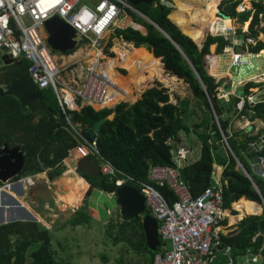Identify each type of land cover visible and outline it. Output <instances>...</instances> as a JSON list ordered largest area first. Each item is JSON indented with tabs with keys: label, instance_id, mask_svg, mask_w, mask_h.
Masks as SVG:
<instances>
[{
	"label": "trees",
	"instance_id": "16d2710c",
	"mask_svg": "<svg viewBox=\"0 0 264 264\" xmlns=\"http://www.w3.org/2000/svg\"><path fill=\"white\" fill-rule=\"evenodd\" d=\"M210 1L206 9L210 16L209 20L214 18L218 0ZM241 2L242 0H221L219 10L230 18H237L242 24L251 16L247 32H242L241 29L237 32L241 34L243 41L247 38L254 39L255 44H249L248 50L258 53L264 50V0H253L250 10L238 13L236 7ZM134 8L152 23L126 8L125 12L145 29V34L132 27L115 28L113 35L108 39L107 48L112 45V37L122 38L124 42L132 43L133 46L130 50L125 49L126 47L124 50L116 48V57L111 60L116 61L115 66L126 70L127 75L124 77L133 80L137 88L153 75L167 78L164 72L181 79L186 89L197 99L195 111L201 116V120L192 127H187L182 119L185 110L179 102L175 104L170 102L167 89L160 83L148 86L133 104L119 102L115 106L113 118L106 120L95 138L100 156L122 174L117 173L113 177L106 175L90 177L76 170L77 173L90 186L107 193H115L118 188L115 184L117 178L125 179V175L130 176L132 180H124L123 184L138 190L139 183L151 184L171 205L177 200L176 195L167 185L155 184L148 179L150 164L178 167L180 180L185 184L189 194L196 197L211 185V174L216 163L222 166V207L231 209L232 203L243 199L260 212V207L255 202H260L261 198L264 201V177L249 173L246 168L247 162L239 158L240 151L244 152L246 146L259 136L250 135V132L245 133L242 130L228 133L229 117H221L216 104L218 95L215 88L218 83H215L214 78L208 75L204 67V56L209 54L210 45L216 44V51L221 52L229 45V41L222 36L207 35L199 48L168 18L170 6L156 0L155 3L138 4ZM260 21L262 26L259 25ZM258 33L263 34V40H257ZM189 34L196 41L201 36V32ZM137 47L146 48L143 56L133 55V50ZM71 52L73 51L65 54ZM109 56L113 54L109 53ZM123 56H128L127 68L121 66ZM27 68L28 63L24 59L10 65H2L0 83L7 84L11 79L28 76ZM143 70H148L149 74L142 75ZM120 71L125 72L122 69ZM169 80L174 81L175 78H167L165 81ZM253 87H258L255 82L245 83L242 94L249 95V89ZM40 91L41 99L28 105L27 114L21 110L19 102L13 96L0 97V143L18 146L25 160L23 169L13 180L44 171L47 178L52 180L64 172L63 161L79 141L70 131L66 115L73 124L83 128L90 127L94 121L112 113L107 107L96 110L90 106H82L78 110L67 109L64 114L50 87ZM212 108L219 127L214 120ZM249 110L252 111V119H259L264 123V102L251 106L245 101L237 116L245 115ZM196 128L200 132H196ZM219 128L234 156L249 173L254 185L240 169L236 168V160L225 149ZM181 131H192L195 134L199 142V157L195 161L183 162L179 166L172 160L171 141ZM220 147L225 151L220 153ZM253 155L264 156V147ZM91 158L98 163L96 157ZM84 205L70 216V225L88 223L90 216ZM231 213L237 214L234 210H231ZM145 214L149 215L147 210ZM4 215L7 218L6 212ZM221 224L225 226L226 219H223ZM118 228L119 236L116 235L115 240L126 242L132 250L148 255L144 264H152L154 253L146 244L142 216H136L130 221L121 220ZM220 239L222 245L231 247L235 259L249 248L252 253H260L262 257L260 264H264V212L260 215L248 214L242 217L234 227L227 231L223 229ZM160 243L158 235L156 249ZM216 261L224 262L223 256L218 254ZM0 264H60L51 249L49 229L35 221L15 220L0 224Z\"/></svg>",
	"mask_w": 264,
	"mask_h": 264
},
{
	"label": "built area",
	"instance_id": "2783aa9c",
	"mask_svg": "<svg viewBox=\"0 0 264 264\" xmlns=\"http://www.w3.org/2000/svg\"><path fill=\"white\" fill-rule=\"evenodd\" d=\"M81 1L0 0V52L10 57L12 61L20 59L27 61L28 78L40 90L50 87L64 114L67 109L78 110L82 106H90L96 110L108 108L106 102L111 96V91L115 89L121 91L102 68V40L123 10L126 8L132 10V7L125 0H96L92 5ZM160 2L169 5L166 0ZM236 8L239 11L244 10L241 4ZM53 16H58L76 31L79 40L77 50L90 48L99 53L89 64H84L82 54L79 55L74 61L77 68H69L66 78H62L63 68L57 63L56 56L45 40L43 23ZM240 56L237 53L233 54L231 64L240 65L242 63ZM225 93H222V96ZM229 93L234 94V90L230 89ZM250 97L247 95L246 101ZM213 116L218 125L214 112ZM66 120L70 131L79 140L78 145L86 149L87 155L98 159L97 164L102 175L113 177L117 173L122 174L100 156L95 140L87 142L80 133L81 128L73 124L67 115ZM221 136L223 144L239 165L222 132ZM259 147L261 150L264 143ZM185 154L183 148H177L172 151V160L179 165ZM255 165L261 166L264 171V156H258ZM38 175L39 173L16 180H13L14 177L4 182L0 181V192H10L16 185L26 190L35 184ZM148 179L155 184L167 185L177 197V200L169 205L151 184L139 183V191L144 196L145 210L156 220L161 240L153 254L152 264H212L216 262L218 254L223 256L224 262L217 264L261 263L262 257L258 252L252 253L247 248L235 259L231 247L221 244L220 234L223 229L221 222L227 216L226 209L222 207L221 184H211L196 197H192L180 180L178 167L169 165L150 164ZM124 180L131 181L132 178L127 175L125 179L117 178L116 186L123 185ZM60 208L62 210L70 208L74 211L71 204L64 202H61Z\"/></svg>",
	"mask_w": 264,
	"mask_h": 264
},
{
	"label": "rangeland",
	"instance_id": "374dc122",
	"mask_svg": "<svg viewBox=\"0 0 264 264\" xmlns=\"http://www.w3.org/2000/svg\"><path fill=\"white\" fill-rule=\"evenodd\" d=\"M95 1L96 0H82L81 3L92 5ZM252 1L253 0H246V1L242 0V3L246 2L245 5L247 7H251ZM131 11L136 13L134 10ZM136 14L139 15L138 13ZM122 17H126V16L121 14L120 16L117 17L116 21H119L120 19H122ZM239 26L241 25L239 24ZM115 28L117 27L112 26L110 30L105 34L102 40L103 43L102 51H101L102 66L108 60L116 57V51H115L116 48L120 50H124V48L126 47L125 49L130 50L132 47L131 43L124 42L119 37H112L111 39L112 45L107 48L106 45L108 39L111 35H113ZM52 52L56 57L61 55L58 52H54V51ZM74 52H76L75 55H72V53L63 54L62 57L57 59V63L63 68L62 78L67 77L69 68L71 67L77 68V65L74 63V58L79 57V55L82 54V62L84 64H89L95 59L96 57L95 53H97V51L90 48L82 49V50L76 49ZM109 53H112L113 56H109ZM1 56L2 54L0 52V67L3 65ZM115 64L116 62L113 61V66H115ZM121 69L124 70L125 72L122 73L120 71ZM114 70L121 76L127 75L126 70L123 68H119L115 66ZM148 74H149L148 70H143L142 75L147 76ZM164 75L167 76V78L171 77V75L165 72ZM167 78H159V76L153 75L151 77H148V79L145 80L144 84L141 83L140 87L138 88L137 86H134L132 84V80H129L128 83L132 90L131 98H133V100L129 101V99L120 98L113 103H108L107 105L110 106L118 102H133L135 99L139 98V95L145 88L156 83H160L162 87L167 89V91L169 90V87H171L172 89L171 91L174 92L177 91V94L184 91L183 84L179 80L178 83L171 84L165 81ZM263 83H264V79H260V81H258L257 86L259 87V89H262ZM196 100L197 99L191 95L190 91L186 90L185 98L180 103L182 109L185 110V112L182 114L183 123L187 125L189 128L192 127L196 123V121H195V117L192 116V114L189 115L187 111H189L190 108L193 109V106H196V102H197ZM263 133L264 130H261L259 133L260 135L259 137H261ZM185 136H186V140H185L186 146H192L198 140L192 131L188 132ZM188 138L190 139L194 138L192 140L194 142H190ZM176 148L177 147L173 146V149ZM225 149L227 150L226 147ZM83 155H87L86 149L83 148L81 145H78L77 147H75L70 151L69 156L63 161L64 167L66 169L69 167L72 170L71 175H75V174L78 175L76 173V161ZM239 158L247 162L246 168L249 171V173L259 174L253 170L251 162L249 161L248 156L245 154V151L244 152L240 151ZM236 168L240 169L237 163H236ZM260 175L264 177V172L261 173ZM61 178L62 177L60 175L52 180H49L46 176V171H44L39 173L35 184L27 187L23 199H21L19 195H15L12 194L11 192H7L8 194H10V196H12L13 200L18 201L19 203L23 202V204H25V206L28 208V209L26 208V211H28L33 218H36L35 216L41 218L40 226L46 225V227L49 229L51 234V249L54 252L55 259L60 264H144L145 259H148V255L132 250L126 242L115 240V236L116 235L119 236L118 226L121 219L119 214V208L115 204L114 200L112 201L107 200L105 199L104 195L94 191L93 197L91 198L94 199L98 197V202L102 209L101 217H99L98 219V217L93 212H91L89 214L90 219L88 223H84L82 225H77V226L70 225L69 218L74 212H72L69 208H67L66 210H62L60 208L59 210L56 204V198H57L56 193L61 188L63 189L64 180H62ZM66 189H67L66 186H64V190ZM69 198L72 199L71 197ZM106 208L114 212L110 216H107L105 213ZM231 209L233 210L232 204H231ZM226 212L228 213V211ZM252 213L253 212L249 214ZM230 215L236 216L237 214L236 215L230 214ZM226 219H227V225L224 227L225 231L234 227V225L238 222V219H235V221L233 222H230L229 217H227ZM28 221H32V220H28ZM212 264H217V261L212 262Z\"/></svg>",
	"mask_w": 264,
	"mask_h": 264
},
{
	"label": "crops",
	"instance_id": "0c3cea01",
	"mask_svg": "<svg viewBox=\"0 0 264 264\" xmlns=\"http://www.w3.org/2000/svg\"><path fill=\"white\" fill-rule=\"evenodd\" d=\"M166 1H168V0H166ZM209 2H211V1L210 0H170V2L168 1V4H169L168 6H170L168 18L171 20V22H173L181 30L182 33L189 36L198 47L202 46V43H203V41L207 35L222 36L224 39L229 41V45L225 46L221 52L216 51V44L210 45V47H209V54L210 55L208 56V58L206 60V62H207L206 67L208 68V70H207L208 75H210L211 77L214 78L215 83H218L215 90L217 91V95L219 98L222 96V93L225 92L222 89L220 82L221 81H223L224 83L230 82V80H228L227 78H222V76L227 74V68L229 67V64L231 65V60H232L233 54H235V53L240 54V55H242V54H254L248 50V46H249V44L254 45L255 40L251 39V38H247L243 41L241 34H239L237 32L238 29H241L242 32H247L248 26H249V23L251 20V16L248 18V20L244 21L243 24L240 23L237 18H230V17L228 19L224 18L218 14L219 4L221 2V0H218L216 5H215L216 11L214 13V18L209 20L210 16L206 10ZM245 4H246V2L245 3L241 2V5L244 9L243 11L250 10L251 7H247ZM243 11H239L236 8V12H238V13H241ZM121 14L125 15L126 17H122V19H120L119 21H115L113 26H116L117 28L132 27L136 30H139L141 33L145 34V29L141 25H139L138 23L134 22L133 19L131 18V16L128 15L125 12V10H123V12ZM259 17H261V15H259ZM207 21H208L209 29L207 26ZM246 22L248 23V25L245 27ZM239 24L241 26H239ZM226 26H230V27H226ZM260 26H262L261 21H260ZM223 27H226V28L224 30H222ZM189 32H191V33L201 32V36L196 41L192 38V36L189 34ZM45 36H46V33H45ZM257 40H263V34L262 33H258ZM104 43H106V42H104ZM132 46H133V44H132ZM78 47H79V45L76 47V49ZM75 50H73V52H71L72 55H75V54H73ZM145 51H146V49H144L142 47H137V48H134L133 55L143 56ZM263 51H260L258 53H261ZM71 53H69V54H71ZM221 53L230 54V56H228V57L219 56ZM1 54H2V56L4 55L2 52H1ZM60 54L61 55L57 56L56 59H59L65 53H60ZM2 56H1V59H2ZM76 58H74V61ZM122 59H123V61H122L121 66L124 68H127L128 67V63H127L128 56H123ZM2 61H3V65H4V60L2 59ZM113 61H115V60H111L110 62H112L111 64H112V67L114 69L115 66H113ZM15 62L16 61H12L11 64H13ZM253 64L257 68L263 69L264 68V56H260V55L256 56L254 58ZM122 77L124 79H126L127 81L130 80V79L125 78L124 76H122ZM173 77L175 78L174 81L169 80L167 82L171 83V84H173V83L176 84V83H178V80H179L183 84L184 91L177 94V91L176 92L171 91L172 89H171V87H169V90H168L169 100L173 104L178 103V102L181 103L185 98L187 89H186V86L182 82L181 79H179L175 76H171L169 78L172 79ZM260 79H264V74L258 75V76L254 77L248 81H245L242 83V85L244 87L245 83H247L249 81L255 82L257 84L258 81H260ZM132 84L134 85L133 80H132ZM262 88H264V83L262 84ZM230 89H232V90H234V92H236L235 88H230ZM257 90H260L259 87L250 88L249 89L250 94L248 96L254 94ZM122 93H124V92L122 91ZM246 96L247 95L242 94L243 99L235 97V103L236 104L239 103V105H236V109L233 110L230 115H223V113L219 109V107H218V111H219L221 117H223V118L229 117V128H228L229 134H231L232 132L238 131V130H242L245 133L251 131L250 135L260 136L259 135L260 131L264 130V123L262 121H260L259 119H252L251 118V110H249L245 115L237 116V114L241 111V110H239V106H241V109H242V107L246 101V98H245ZM107 104H108V101H107ZM191 109L192 108H190V110L187 112L189 115L192 114V116L195 117V121H196L195 124H197L201 120V116L199 114H197V112L195 111V106H193L192 110ZM182 119H183V117H182ZM189 132H191V131H189ZM187 133L188 132L183 133L181 131L178 133L177 137L173 141H171V144L173 146H175L177 148H183L186 151L184 159L182 160V162H180L181 164L183 162L187 163V162L195 161L199 157V142H198V140L192 146H186L185 145V140H186L185 135ZM189 135H190V133H189ZM193 139L194 138H191V139L188 138V140L190 142H194V141H192ZM174 150L175 149H173V151ZM223 151H225L224 148L220 147V153ZM254 153H255L254 151H249V153H245V154L248 156V159L251 162L253 170L256 171L257 173H259V175H260L264 171H262L261 166L255 165L256 159L258 158V156L255 157L253 155ZM256 153H258V152H256ZM71 173H72V170L68 167L67 169L65 168L64 172L61 174V177H62L61 179L64 180V183L62 182L63 183V189L61 188L59 191H57L58 194L56 193V196H57L56 204H57V208L59 210L61 207V202H64V203L68 202L67 204L72 202L73 204H71V205L74 208V211H72V212H75L81 205L85 204L84 206H85L87 214L89 215L91 212H93L99 219V217H101V215H102L101 214L102 209H101L100 204L98 202V197H96L94 199L91 198V197H93L94 191L98 192L99 194L104 195L105 199H107V200H111V201L114 200V202L116 204L115 195L113 196L110 193H107V192L100 190L99 188H95V187L90 186L82 177H80V175L77 173V171H76V173L78 175H76V174L71 175ZM221 181H222V166L217 165L215 163L214 167H213L212 174H211V184L212 185L217 184V183L221 184ZM64 186H66V188H67L66 190H64ZM64 191H66V192H64ZM10 192L12 194L19 195L21 199H23L25 196V190H23L18 185H16L14 187V189ZM1 196L5 200V203H7V204L5 205V208L3 211L0 210V224L7 223L10 221H15V220H19V221L32 220V221L37 222L40 225L41 218L38 216H35L36 218H33L32 215L28 211H26L27 207L25 206V204H23V202L19 203L18 201L13 200L12 196H10V194H8L7 192H0V197ZM69 197H71L73 199V201ZM65 198H67V199H65ZM113 205H114V203H113ZM231 210L232 209H229V210L226 209V211H228V214L229 213L232 214ZM5 212L8 215L7 218H5V215H4ZM113 212L114 211H111L108 208L105 209V213L107 216H110ZM258 213L259 212L256 210L252 214L257 215ZM226 214H227V212H226ZM228 214L225 217V219L227 217H229ZM11 215L13 216L12 218H10ZM232 215H235V214H232ZM226 222H227V219H226ZM41 226H43V225H41ZM225 226H223V229ZM43 227H46V225Z\"/></svg>",
	"mask_w": 264,
	"mask_h": 264
},
{
	"label": "water",
	"instance_id": "95a60500",
	"mask_svg": "<svg viewBox=\"0 0 264 264\" xmlns=\"http://www.w3.org/2000/svg\"><path fill=\"white\" fill-rule=\"evenodd\" d=\"M130 4L132 10L138 13L141 17L151 22L143 14L137 11L134 6L138 4H152L156 0H125ZM218 14L224 18H229L222 11L218 10ZM152 23V22H151ZM247 23V22H246ZM245 23V25H246ZM248 24V23H247ZM43 28L46 33V43L50 49L58 53H66L73 51L79 44L76 31L65 23L58 16L50 17L43 23ZM122 39V38H121ZM201 46H199L200 48ZM210 54L204 56V67L206 71V60ZM264 56V51L261 53L254 54H242L240 56V65L229 64L227 68V74L222 76V78H227L230 80L228 83L220 82L222 89L226 92L223 96L219 97L216 101L217 106L222 111L223 115H230L233 110L236 109L235 97H242L243 85L242 83L248 81L258 75L264 73V68H257L254 66V58L256 56ZM219 56L228 57L230 54L221 53ZM4 65H9L12 63V59L7 55H3ZM221 78V77H220ZM200 81V79H199ZM230 88H235L234 94L229 93ZM141 95V94H140ZM139 95V98H140ZM3 96H13L20 104L21 110L27 114L29 112L28 105L41 99V91L38 89L32 80L28 76L18 77L11 79L7 84L0 83V97ZM248 102L250 105H254L259 102H264V88L257 90L254 94L250 95ZM138 98V99H139ZM133 102H126L129 105ZM119 103V102H118ZM115 103L110 105L108 108L112 110L111 115L102 117L92 123L90 127H83L80 129L82 137L89 143L95 140L97 134L99 133L101 126L106 122V120H111L113 118ZM213 109V108H212ZM196 132H200L199 129H195ZM264 143V134L257 140H255L252 145L248 144L245 148V153L249 151L260 152V147ZM2 154V156H1ZM236 158V157H235ZM25 164L23 152L18 146L9 147L6 143L0 146V181L4 182L10 178L18 176L23 169ZM182 164L180 163L179 166ZM239 167L242 173L252 182L249 173L244 169V167L239 162ZM76 170L80 171L84 175L90 177H100L102 176L100 172L99 165L89 156L84 155L76 161ZM253 184V182H252ZM254 185V184H253ZM255 187V186H254ZM116 204L119 208L120 219L122 221H130L136 216H142V228L146 238V244L151 252H155L158 245V232H157V222L156 220L148 214H145L144 196L137 189L129 185H121L115 191ZM261 205V213L264 212V201L261 198L260 202H256ZM5 200L0 197V210L3 211L5 208ZM9 209V208H8ZM260 213V214H261ZM259 214V215H260ZM13 216L11 215L10 218ZM240 220V219H238Z\"/></svg>",
	"mask_w": 264,
	"mask_h": 264
},
{
	"label": "bare ground",
	"instance_id": "6f19581e",
	"mask_svg": "<svg viewBox=\"0 0 264 264\" xmlns=\"http://www.w3.org/2000/svg\"><path fill=\"white\" fill-rule=\"evenodd\" d=\"M216 11V10H215ZM228 19V18H227ZM248 24L246 23L245 27L247 26ZM226 27H230V26H226ZM226 27H223L222 30H224ZM96 54V57L99 55L98 53H95ZM111 61V60H110ZM109 60L102 66V68L106 71V73L108 74V76L110 77V79L117 85V87L121 90H112L111 91V96L110 98L107 100L108 103H113L115 101H117L118 99L120 98H123V99H130L131 98V88L129 86V83L126 79H124L120 74H118L112 67V62H110ZM122 91L124 93H122ZM68 99L69 96H68ZM133 100V98H132ZM132 100H129V101H132ZM107 103V102H106ZM256 203V202H255ZM233 205V209L237 212V215L236 216H231L230 214L229 215V218H230V222H233L235 221V219H240L241 217H243L244 215L246 214H249L251 212H255L256 209L248 202H246L245 200L243 199H240L234 203H232ZM257 205H259L260 207V212L257 214L259 215L261 213V205L257 203Z\"/></svg>",
	"mask_w": 264,
	"mask_h": 264
},
{
	"label": "flooded vegetation",
	"instance_id": "af4514ba",
	"mask_svg": "<svg viewBox=\"0 0 264 264\" xmlns=\"http://www.w3.org/2000/svg\"><path fill=\"white\" fill-rule=\"evenodd\" d=\"M3 143H5V142H3ZM3 143H0V146H2ZM9 147H11V146H9ZM1 156H2V154H1Z\"/></svg>",
	"mask_w": 264,
	"mask_h": 264
}]
</instances>
